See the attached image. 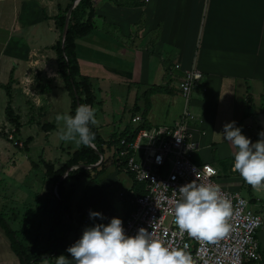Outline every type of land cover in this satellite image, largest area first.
<instances>
[{
	"label": "crops",
	"instance_id": "0c3cea01",
	"mask_svg": "<svg viewBox=\"0 0 264 264\" xmlns=\"http://www.w3.org/2000/svg\"><path fill=\"white\" fill-rule=\"evenodd\" d=\"M68 1L0 0V85L6 84L11 70L14 71L12 108L20 117V132L24 127L31 130V124L35 130L42 129L45 145L38 158L54 162L57 167L67 159L56 160L52 156L54 149L65 152L67 158L68 153L77 149L60 139L55 144L49 143L50 137L61 128L62 121L57 122L55 116L69 114L70 110V99L64 102L68 95L57 74L56 56L51 49L59 37L53 18ZM129 1L127 6L114 7L103 0H92L95 28L76 42L81 72L90 78L94 95L95 90L109 87L110 82L133 88H139L137 84H140L146 91L159 88L161 92L149 97L137 94L130 107L134 118L141 116L149 127L172 126L183 108L178 89L182 71L196 67L203 78L193 91L191 106L203 119L207 139L196 136L198 148L193 162L214 167L221 185L239 193L243 183L220 176L225 170L223 161L232 160L235 149L225 141L217 144L214 141L223 133V125L231 121L253 142L259 138L257 133L264 130V0ZM7 11L12 20L4 24ZM177 63L181 71L174 70ZM27 81L31 84L25 88ZM46 82L51 83V89L42 93L36 84ZM101 83L105 84L101 87ZM147 99L149 104L145 105ZM101 104L96 98L95 126L104 140L136 127L129 121L116 125ZM44 125L52 130L43 128ZM0 155L7 160V171L0 172V209L10 225L22 212L31 209L34 215H48L42 198L43 171L33 169L31 160L27 166L20 167L8 153L0 150ZM229 169L237 173L232 170V163ZM16 171H20V178L14 176ZM119 171L131 179L127 189L132 190L133 180L125 169L110 167L97 180L87 178L77 199H72L73 192L69 246L79 239L86 226L107 224L112 217L121 221L126 217L128 205L122 201L119 207L111 201L113 189L117 191L119 186V190H126L120 185ZM251 189L247 190L248 200H255L251 207L256 211L261 208L264 213V187ZM94 208L103 214L102 221L89 219L88 213ZM261 252L264 254L262 249ZM0 264H20L1 227Z\"/></svg>",
	"mask_w": 264,
	"mask_h": 264
},
{
	"label": "built area",
	"instance_id": "2783aa9c",
	"mask_svg": "<svg viewBox=\"0 0 264 264\" xmlns=\"http://www.w3.org/2000/svg\"><path fill=\"white\" fill-rule=\"evenodd\" d=\"M173 68L182 70L179 63ZM182 73L178 89L183 108L173 125L142 128V117L136 116L133 119L137 127L134 138L119 142L124 169L143 191L141 195L133 189L120 193L121 200L132 207L122 226L130 236L143 228L167 246L183 248L187 244L185 251L190 254L191 264L258 263L261 249L257 234L264 225V213L254 210L240 193L222 187L214 167L193 162V154L198 148L196 136H204L205 131L203 119L191 109V101L203 76L194 66ZM25 84L27 88L31 83ZM6 126L8 139L12 140L14 129L8 123ZM14 145L19 146V143L15 141ZM208 168L213 169L214 174H209ZM192 181L219 185L222 195L232 205L229 230L212 242L188 237L174 222L171 208L173 201L180 198L178 188ZM68 258L71 259L70 255Z\"/></svg>",
	"mask_w": 264,
	"mask_h": 264
},
{
	"label": "trees",
	"instance_id": "16d2710c",
	"mask_svg": "<svg viewBox=\"0 0 264 264\" xmlns=\"http://www.w3.org/2000/svg\"><path fill=\"white\" fill-rule=\"evenodd\" d=\"M75 1L69 0L66 7L64 9L59 8L58 14L53 18L55 26L59 31V37L51 47L56 56L57 74L64 91L70 99V115H74L75 109L77 108L76 97L79 99V105L88 104L94 107L96 104L91 80L88 76L82 74L76 52L77 40L87 37L95 28L96 14L92 0L78 1L75 8L71 11L67 33L65 37L62 36L66 14ZM103 1L114 7L130 4L129 0ZM15 83L14 71L11 70L7 83L0 85V89L4 90L7 98L4 109L5 121L14 129L12 132L13 136L18 135L22 127L20 117L12 108V92ZM50 85V82H46L43 85L38 83L36 87L40 92L47 93L51 89ZM161 91L159 88H153L147 91L145 96L149 97L151 94ZM148 104L149 101L147 99L145 105ZM89 127L95 133V140L93 142L94 149L91 146L81 145L73 152L68 153L67 160L58 167L56 163L45 161L42 157L37 162H31L33 169H41L43 171L42 198L45 200L46 212L51 221L48 226L47 239L44 246H39L38 237L35 236L34 240L30 242L23 234L22 229H13L5 213L0 209V227L5 231L10 241L11 250L19 259L20 264L50 263L53 258L61 254L68 258L70 254L66 252V248L69 247L68 235L73 229L71 197L74 192V182L81 177L97 180L110 167L124 168L125 160L119 155V142L121 139L132 140L137 131V127L132 130L127 129L121 134H113L108 140L102 138L95 125H89ZM140 127L149 128L148 124L144 121ZM43 128L52 130V127L49 125H44ZM1 137L8 140V136L5 134H1ZM31 142L32 138L28 137L23 142L20 150L25 154L28 153ZM71 167H74L75 171H72ZM65 172L69 174L65 176ZM130 177L132 178L131 175ZM133 190L137 195L143 193L141 186L137 185L134 180ZM248 201L250 205L255 203V200L252 198ZM131 210L132 207L128 206L126 217ZM248 264H264V254L261 252V259L258 263Z\"/></svg>",
	"mask_w": 264,
	"mask_h": 264
},
{
	"label": "clouds",
	"instance_id": "9594fccd",
	"mask_svg": "<svg viewBox=\"0 0 264 264\" xmlns=\"http://www.w3.org/2000/svg\"><path fill=\"white\" fill-rule=\"evenodd\" d=\"M95 108L88 104L78 105L74 115L55 116L62 121L58 130L61 141L71 142L76 148L92 146L95 133L89 125L97 123ZM258 139L242 134L235 121L223 125L222 139L234 149L232 170L239 173L245 183L253 188L264 187V130L257 133ZM79 167V166H78ZM75 171L74 167H71ZM209 174L214 170L207 169ZM69 173L65 172L67 176ZM179 199L173 201L171 212L181 233L188 237L212 242L229 230L228 219L233 214L231 202L226 199L219 185L211 182H189L178 188ZM89 219L103 220V214L89 211ZM183 248L170 247L151 232L140 228L135 235H127L119 218L112 217L107 224L94 223L86 226L82 234L66 248L71 259L61 254L53 258L54 264H191L190 254Z\"/></svg>",
	"mask_w": 264,
	"mask_h": 264
},
{
	"label": "rangeland",
	"instance_id": "374dc122",
	"mask_svg": "<svg viewBox=\"0 0 264 264\" xmlns=\"http://www.w3.org/2000/svg\"><path fill=\"white\" fill-rule=\"evenodd\" d=\"M8 13H9L8 11L5 13L4 24H7L8 22H11L12 20V15H9ZM104 84L105 83H101L100 86L102 87ZM137 85L139 86V88L138 87L133 88V86H129V85L117 86L115 84H112V82H110L109 87L105 85L104 86L105 89L102 87L101 90L99 91L95 90V95H96L97 100L99 102H102L101 105L106 115L107 114L111 115V119L115 122L116 125H118L120 121L121 123H125L129 121L130 125H134V126L136 125V123L132 121V118H131V117L134 118L133 110L130 107L131 103L133 102L132 98L135 97L137 94L141 97V95L145 94L144 92H147L145 86L140 85V84H137ZM97 86L98 85H96V89H97ZM1 93H2V96H0V107L2 111H0V150H2L4 153H8V156H10L15 161V164L20 167L27 166L30 160L33 162H37L39 159L38 157L42 154V150L45 145L44 144L45 134L42 131V129L36 128L35 130L33 128L34 125L31 124L30 125V128H32L31 130H28L26 127H24L18 135L13 137L12 140L10 139L6 140L1 137V134H5L6 136L9 137V133L6 132L8 128L6 126V121L4 120V113H3V110H4L3 106L5 105V100L7 98L5 96L4 90L1 91ZM68 99L69 98L65 96L64 102L67 103ZM191 109L193 112H197L196 109L192 108V106H191ZM60 127H62V123ZM27 137H33V142L29 146L30 152L25 154L20 149L22 147L23 142L26 140ZM58 137H59L58 134L57 135L53 134L49 139L50 145L55 144V142L59 140ZM222 138H223L222 134H220V137H217V139L214 142H216L217 144L220 141H224ZM203 139L204 140L207 139V136H204ZM251 140L254 141L253 139ZM15 141L19 143V146L14 145ZM66 143L68 146H71V148H73L74 146L73 143L71 142H66ZM199 152L200 151H198V154H200ZM213 152L215 156H218V153L215 150H213ZM52 156H54L56 160H62V159L66 160L67 159V155L65 154V152L60 151V150L56 151V149L52 151ZM222 160L224 159L222 158L221 161ZM231 163H232L231 159L223 161L222 167L223 169L225 168V170L223 171V173H221L220 176L226 177V178H233V179H236L237 181H240V183H243L242 185L243 187L242 188L239 187L240 190L238 188H234V190H239L240 195L243 198L248 199V196H247L248 188L251 187L252 188L251 190L256 189V188H253L252 186L248 187L249 184L245 183V181L241 178V176H239L238 173L236 174L231 173L229 169ZM6 165H7V160L3 158V155H0V172H2V170L7 171V167H5ZM5 174H7V172H5ZM19 174H20V171H16L14 176L20 178ZM118 178H119V181H121L120 185H122V187H124L126 190H123L122 188L121 190H119V186L117 188V191L113 189L111 201L115 205L122 207L123 202L120 198V193H128L130 191L127 188L131 184V179L128 177V175H126V173L122 171H119ZM15 179L17 180V178ZM87 181H88L87 178L81 177L79 180L74 182L75 195L72 199L74 198L77 199V196H79L82 186H84L85 183H87ZM219 182H220V179H219ZM241 189L243 190L241 191ZM114 191H116V193H114ZM95 210L96 209L94 208L93 211ZM257 211L259 213L262 212L261 208H258ZM34 213L35 212L32 209L27 212H22L19 218L12 221L13 224H11V227L17 230L22 229L23 234L30 242L34 240L35 236L38 237L37 239H39V242H38L39 246L42 247L46 244L48 226L51 223V221H50L49 215H46L43 217L42 214L34 215ZM257 239L260 245V249L264 251V225L262 226V228L259 229L258 234H257ZM43 264H54V262L52 260L50 263L44 262Z\"/></svg>",
	"mask_w": 264,
	"mask_h": 264
},
{
	"label": "water",
	"instance_id": "95a60500",
	"mask_svg": "<svg viewBox=\"0 0 264 264\" xmlns=\"http://www.w3.org/2000/svg\"><path fill=\"white\" fill-rule=\"evenodd\" d=\"M78 1L79 0H76L74 2V4L71 6V8L68 10V12L66 14V17H65V25H64V28H63V32H62V36L63 37H65V35L67 33V26H68V22H69V18H70L71 11L75 8V6L77 5ZM62 49H63V40H62ZM76 103H77V106H78L79 105V99H78V97H76ZM91 147L94 149L93 146H91Z\"/></svg>",
	"mask_w": 264,
	"mask_h": 264
}]
</instances>
